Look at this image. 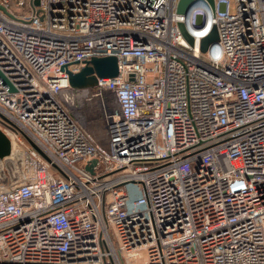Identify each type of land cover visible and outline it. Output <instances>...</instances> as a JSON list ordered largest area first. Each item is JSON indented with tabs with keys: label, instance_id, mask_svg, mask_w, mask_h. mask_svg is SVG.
Listing matches in <instances>:
<instances>
[{
	"label": "built area",
	"instance_id": "obj_1",
	"mask_svg": "<svg viewBox=\"0 0 264 264\" xmlns=\"http://www.w3.org/2000/svg\"><path fill=\"white\" fill-rule=\"evenodd\" d=\"M12 2L0 264H264V0ZM107 56L118 76L70 85Z\"/></svg>",
	"mask_w": 264,
	"mask_h": 264
},
{
	"label": "water",
	"instance_id": "obj_2",
	"mask_svg": "<svg viewBox=\"0 0 264 264\" xmlns=\"http://www.w3.org/2000/svg\"><path fill=\"white\" fill-rule=\"evenodd\" d=\"M211 8L215 9V0H206ZM199 0H179L177 7V13L191 17L194 7L197 6ZM0 9L4 12L7 10L0 6ZM178 27L182 36L190 43L193 44L194 39L187 30L185 23L179 22ZM202 28V27H200ZM218 38L217 31L214 28L209 37L202 41V51L207 50L210 42L216 41ZM69 74L70 85L75 89L93 88L97 85L99 78H114L119 74L118 59L115 56L107 57H94L88 64L79 72L72 73L67 70ZM1 75V73H0ZM4 82L8 83V80L4 78ZM13 89V88H11ZM32 147L49 160L44 153L28 139ZM11 153V142L9 138L0 130V158H4ZM50 161V160H49ZM96 163V161H94Z\"/></svg>",
	"mask_w": 264,
	"mask_h": 264
},
{
	"label": "rangeland",
	"instance_id": "obj_3",
	"mask_svg": "<svg viewBox=\"0 0 264 264\" xmlns=\"http://www.w3.org/2000/svg\"><path fill=\"white\" fill-rule=\"evenodd\" d=\"M11 8L16 12H22L25 10L30 11L31 10L30 0H13ZM221 10L223 11L226 10V6L223 5L221 7ZM231 10L233 12L234 7H232ZM199 21H201V17H199ZM127 189L130 192L132 198H135L138 195H140V188L135 185L129 186Z\"/></svg>",
	"mask_w": 264,
	"mask_h": 264
}]
</instances>
